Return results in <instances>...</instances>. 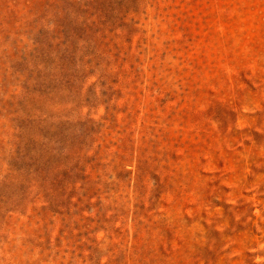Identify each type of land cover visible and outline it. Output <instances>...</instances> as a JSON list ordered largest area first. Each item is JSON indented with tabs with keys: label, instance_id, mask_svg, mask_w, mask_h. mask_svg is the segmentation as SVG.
Listing matches in <instances>:
<instances>
[{
	"label": "rangeland",
	"instance_id": "rangeland-1",
	"mask_svg": "<svg viewBox=\"0 0 264 264\" xmlns=\"http://www.w3.org/2000/svg\"><path fill=\"white\" fill-rule=\"evenodd\" d=\"M0 264H264V0H0Z\"/></svg>",
	"mask_w": 264,
	"mask_h": 264
}]
</instances>
